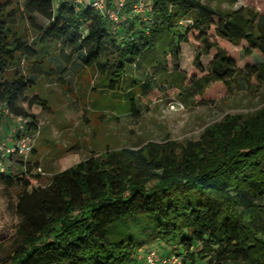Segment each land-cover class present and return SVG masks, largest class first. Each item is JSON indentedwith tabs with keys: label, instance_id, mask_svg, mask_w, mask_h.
<instances>
[{
	"label": "trees",
	"instance_id": "obj_1",
	"mask_svg": "<svg viewBox=\"0 0 264 264\" xmlns=\"http://www.w3.org/2000/svg\"><path fill=\"white\" fill-rule=\"evenodd\" d=\"M114 1L103 2V15L90 0L56 8L54 0H23L22 8L0 2V104L25 121L13 137L37 132L36 115L47 104L35 79L5 74L19 59L53 47L67 61L77 56L118 93L127 68L151 64L152 54L165 68L190 55L183 76L200 102L230 94L236 78L264 81V0H244L246 8L227 13L199 0H144V15L127 26L121 17L138 0H126L117 23L108 20ZM18 13L36 28L33 43L17 32ZM29 157H10L0 174V185L17 191L18 218L15 247L2 264H144L147 249L136 250L133 238L107 237L139 217L149 226L136 236L179 248L185 254H174L183 264H193L194 248L206 264H264V108L244 119L226 116L185 146L149 143L75 162L46 186Z\"/></svg>",
	"mask_w": 264,
	"mask_h": 264
},
{
	"label": "rangeland",
	"instance_id": "obj_2",
	"mask_svg": "<svg viewBox=\"0 0 264 264\" xmlns=\"http://www.w3.org/2000/svg\"><path fill=\"white\" fill-rule=\"evenodd\" d=\"M3 1H9L12 8L23 6V0H0ZM64 1L72 0H54V8ZM87 1L81 0L84 5ZM101 1L105 3V0ZM199 2L223 13L247 7L244 0ZM136 10L133 5L120 21L127 26L135 20L133 15L143 16L146 8ZM35 23L45 25L39 17L35 18ZM16 30L28 43H33L36 28L23 14L18 13ZM65 59L53 47L47 55L19 59L5 74L11 77L18 72L26 79H35L36 93L47 104V110L36 115L37 132L24 135L32 145L31 166L41 169L40 186H46L54 174L75 162L90 157L101 158L121 149L138 150L149 143L171 142L185 146L197 142L207 127L226 116L239 115L244 119L264 108V81L254 83L250 80L249 84L241 78H236L230 94L200 102L195 96L198 89L183 76L192 68L190 55L182 60V64L175 66L172 63L165 68L155 62L152 54L151 64L127 68L119 93L110 90L97 72L85 69L77 56L68 61ZM39 60L44 62L38 63ZM252 60L254 64L261 61L255 54ZM128 91H132V95H127ZM151 91L154 92L149 94ZM20 127L0 114V138L15 136ZM16 192L0 185V264L8 261L15 247ZM146 226H149L147 218H135L115 231L108 230L107 237L110 240L133 238L136 250L142 248L140 252L152 248L169 254H185L179 248L164 245L165 242L152 243L150 234L137 237V231ZM198 250H192L193 264H206V258L195 254ZM142 258L143 253L138 260L142 261ZM184 261L190 263L188 258Z\"/></svg>",
	"mask_w": 264,
	"mask_h": 264
},
{
	"label": "built area",
	"instance_id": "obj_3",
	"mask_svg": "<svg viewBox=\"0 0 264 264\" xmlns=\"http://www.w3.org/2000/svg\"><path fill=\"white\" fill-rule=\"evenodd\" d=\"M91 8L103 15L104 5L101 0H90ZM126 0H115L114 9L109 11L108 20L117 23L118 13L123 9ZM74 3L79 5L81 0H74ZM144 6V0H138L135 5V9H140ZM136 10V11H137ZM139 12V11H138ZM0 114L5 117L14 120L20 126L25 121L20 117L13 116L3 105L0 104ZM29 139L21 135L19 137H8L6 139L0 138V174L7 170V164L10 157L15 156L22 160H27L32 150V145L29 143ZM144 264H183L181 256L176 254L161 256L155 249H148L144 255Z\"/></svg>",
	"mask_w": 264,
	"mask_h": 264
}]
</instances>
